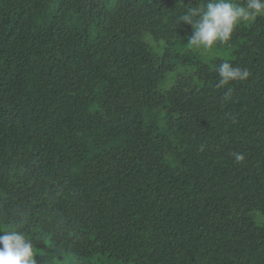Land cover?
<instances>
[{
  "label": "trees",
  "instance_id": "trees-1",
  "mask_svg": "<svg viewBox=\"0 0 264 264\" xmlns=\"http://www.w3.org/2000/svg\"><path fill=\"white\" fill-rule=\"evenodd\" d=\"M207 2L0 0V235L37 264H264V15L194 49Z\"/></svg>",
  "mask_w": 264,
  "mask_h": 264
},
{
  "label": "clouds",
  "instance_id": "clouds-1",
  "mask_svg": "<svg viewBox=\"0 0 264 264\" xmlns=\"http://www.w3.org/2000/svg\"><path fill=\"white\" fill-rule=\"evenodd\" d=\"M258 15H264V0H247L245 5L235 0H208L204 8L188 7L178 16L177 23L186 22L192 26L187 43L190 47L207 51L214 45L227 44L238 25ZM215 70L221 86L233 80H245L250 75L246 68L235 67L227 61ZM236 159L242 160L243 156L237 155ZM36 254L32 240L23 231L10 227L0 235V264H37Z\"/></svg>",
  "mask_w": 264,
  "mask_h": 264
},
{
  "label": "rangeland",
  "instance_id": "rangeland-1",
  "mask_svg": "<svg viewBox=\"0 0 264 264\" xmlns=\"http://www.w3.org/2000/svg\"><path fill=\"white\" fill-rule=\"evenodd\" d=\"M166 83H168V82L166 81L163 85H165Z\"/></svg>",
  "mask_w": 264,
  "mask_h": 264
}]
</instances>
